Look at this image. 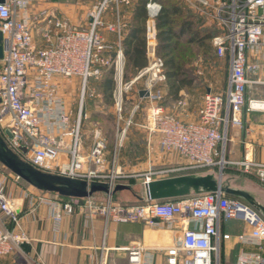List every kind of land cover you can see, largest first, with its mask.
Here are the masks:
<instances>
[{
    "label": "built area",
    "instance_id": "obj_1",
    "mask_svg": "<svg viewBox=\"0 0 264 264\" xmlns=\"http://www.w3.org/2000/svg\"><path fill=\"white\" fill-rule=\"evenodd\" d=\"M48 0H5L0 3V33L3 37V58L0 60V134L7 147L35 169L55 176L105 183L115 187L129 180L143 178V186L178 174L217 170L224 173L228 129H245L244 115L258 108L262 100L248 99L252 86L263 85L264 0H183L199 17L213 24L219 34L212 40L216 56L229 62L228 86L224 94L211 90L205 95L199 122H183L166 114L162 106V88L167 82L165 63L157 55V18L162 6L151 0L146 9V46L148 66L124 84L125 56L122 50L124 24L121 4L128 0H101L87 13L83 27L76 26L51 10H38ZM114 13L115 22L105 19ZM105 32L116 37L111 44ZM110 69L115 70L118 89L114 93L117 141L121 144L128 131L138 126L136 118L144 110L146 123L139 127L149 134H158V149L166 155H178L186 162L177 168L148 171L143 175L124 174L119 170L116 152L108 157V141L95 130L88 152L83 150L82 111L86 89ZM147 78L143 89L133 100L127 114L126 100L134 86ZM58 79L79 80L82 102L73 118L71 107L60 94ZM75 81V80H74ZM145 91L147 96L140 97ZM61 95V96H60ZM9 132L11 138H8ZM241 172L256 174L264 187V164L245 159L237 164ZM16 180L20 181L17 177ZM84 211L91 222L98 216L107 223H157L174 230L177 222L190 221L195 227L183 229L180 239L165 248L147 249L134 244L126 249L129 264L145 262L151 253L163 251L165 264H221L223 222H242L248 233L241 235L243 245L256 247L255 253H241L237 264H264V217L246 202L225 195L207 194L175 201L144 202L138 205L85 199L82 203L62 205L54 216L59 225L63 216ZM227 238V237H225ZM27 237L21 231L20 213L13 202L0 191V258L21 251ZM97 264H105L98 259Z\"/></svg>",
    "mask_w": 264,
    "mask_h": 264
},
{
    "label": "crops",
    "instance_id": "obj_2",
    "mask_svg": "<svg viewBox=\"0 0 264 264\" xmlns=\"http://www.w3.org/2000/svg\"><path fill=\"white\" fill-rule=\"evenodd\" d=\"M69 1L48 0L46 3L41 2L37 6V11L42 9L51 10L56 15L68 18L72 24L76 26L80 24V26L83 27L86 23L87 13L101 0H86V3H84V0ZM128 1L129 4L123 3L119 7L122 22L124 24L122 32L123 53V43L133 28V17L140 0ZM150 1L151 0H149L147 4ZM81 4L85 5L82 6ZM86 8L87 10L85 12H78ZM105 19L110 23H114V13L109 11ZM147 21L148 18L145 23V39ZM206 26L217 31L213 24L207 23ZM105 37L111 44L117 41L116 37L110 33L105 32ZM257 60L263 68L260 77L264 81V59L260 58ZM126 62L127 60L125 57V65ZM148 63L147 57V66ZM138 74H136L135 77ZM57 81L60 94L64 96L66 102H68L71 107L70 100L67 96L73 94V91H76L75 86L77 82L64 79H58ZM259 87L264 89V84L252 86L249 89V100L257 99L264 101L263 91L257 90ZM209 91L210 89H207L205 93H202L199 87L195 86L193 83L191 87L184 88L180 91L176 99L171 95L167 83V85L162 88L164 95L162 106L166 114L183 122H199V112L203 106L205 95ZM252 92H254L256 96L251 97L250 94ZM133 99L136 100L137 95ZM244 122L245 129L229 128L227 131L228 142L225 159L229 162V165L223 174L224 176L234 178L243 176L237 183L243 185L244 182L253 195L264 203V187L261 185L256 174H244L237 165L245 159L247 149L250 160H253L255 163L264 164V111L245 113ZM154 135L155 134L152 135L153 144L150 145L153 150L149 149V162L141 166L142 169L136 166V169L132 167L133 170L126 171V173L140 176L150 170H166L186 164V162L176 154L166 155L160 153L157 140L153 139ZM91 145L92 141L88 142L83 139V150L85 153L90 150ZM108 157L110 158L109 150ZM210 172L218 174L217 170H209L178 174L172 177ZM165 178L167 179L168 177ZM136 179L133 185L125 183L134 187L133 192L123 191L128 192L130 198L123 196L122 198L121 193L123 192L117 193L113 196V200L116 203L129 206L144 203L138 201L134 196V193L140 194L141 192V189H135V187H143V178L139 177ZM20 181L14 180L12 176L5 175L0 180V184L2 185L0 191L13 202L20 213L21 231L27 237V241L21 246V255L36 264H97L98 259L101 258L104 260L105 264H129L125 251L134 244H143L148 250L155 247L165 248L171 245L174 239L177 240L181 238L183 229L195 227L190 221H178L174 230L168 229L165 225L157 223V221L154 226L145 223L115 224L113 222L107 223L100 216L96 217L94 221L91 222L88 215L84 211L79 210H76L72 215L63 216L61 223L56 225L54 223V216L61 214L62 205L67 203L75 204L77 203V199L63 198L55 194L43 193L25 182ZM93 199L103 202L107 197L102 193H98ZM246 233H248V230L240 221L232 220L222 223L221 264H237L238 257L242 252L255 253L257 251L256 247L252 245H243L240 243L239 237ZM152 257L154 258L153 264H165V255L163 251L155 252L154 254L151 253V256L145 258V262L147 263L148 260L151 262Z\"/></svg>",
    "mask_w": 264,
    "mask_h": 264
},
{
    "label": "rangeland",
    "instance_id": "obj_3",
    "mask_svg": "<svg viewBox=\"0 0 264 264\" xmlns=\"http://www.w3.org/2000/svg\"><path fill=\"white\" fill-rule=\"evenodd\" d=\"M69 1V0H68ZM70 2V1H69ZM83 2V1H82ZM87 1L84 0V3ZM82 5V4H81ZM83 4L82 6H84ZM87 8L83 11L85 12ZM192 12V11H191ZM194 13V12H192ZM197 15L196 13H194ZM198 16V15H197ZM199 17V16H198ZM201 18V17H200ZM204 20V19H203ZM206 22V20H204ZM207 24V23H206ZM80 26V24H78ZM165 63V62H164ZM187 80H193L194 85L199 87L202 93H205L207 89H210L216 94H224L227 90V80L229 73V62L227 59H219L213 53L206 54L204 50L200 51L193 59V61L187 66ZM164 74H166V68H164ZM136 73L125 69L124 66V84L130 83V81L135 77ZM167 76V75H166ZM68 80V79H66ZM77 82L76 91L73 94L67 96L70 100L71 112L73 113V118L76 119L82 102V85L79 80L74 79ZM147 78H143L139 83H137L133 90H131L126 96V110L127 114L132 108L133 98H135L138 90L144 88ZM168 81L165 85H167ZM105 75L98 81H91L86 89L85 98L83 101V111H82V136L83 139L90 142L93 140L95 130H100L104 138L108 141L109 154L112 157L116 152L118 156V166L119 170L124 173L126 171H132L136 166L140 169L145 163L150 160L149 155V134L146 130L140 128V125L146 123V112L144 110L136 118V123L138 126L131 128L123 143L117 141V129L115 125L116 121V111L114 104V96L112 100L105 99ZM118 89V84L116 82V90ZM257 90H262L264 96V89L259 87ZM114 92V93H115ZM61 96V95H60ZM251 97L256 96L254 92L250 94ZM64 97V96H63ZM197 99V98H196ZM161 138L160 135L155 134L153 136L154 140ZM153 150V149H152ZM132 169V170H131ZM9 175L16 180V176L9 172L4 166L0 164V180L3 176ZM137 180V179H134ZM22 182V181H20ZM24 184V183H23ZM2 185L0 184V189ZM135 189H141L140 187H135ZM130 198L128 192L121 193V197ZM122 197V198H123ZM104 198V197H103ZM0 264H36L29 260L28 258L21 255L20 251H15L14 253L0 258Z\"/></svg>",
    "mask_w": 264,
    "mask_h": 264
},
{
    "label": "trees",
    "instance_id": "obj_4",
    "mask_svg": "<svg viewBox=\"0 0 264 264\" xmlns=\"http://www.w3.org/2000/svg\"><path fill=\"white\" fill-rule=\"evenodd\" d=\"M148 1H139L133 17V28L123 43L127 60L125 69L136 74L147 67L145 23ZM153 1L162 6L157 18V55L165 62L170 93L177 99L180 91L194 83L193 80H187V66L198 53L204 50L206 54L216 55L212 40L219 32L207 27L205 21L192 13L183 0ZM115 90V70L110 69L105 73V99L112 100ZM128 183L133 185L135 180H129Z\"/></svg>",
    "mask_w": 264,
    "mask_h": 264
},
{
    "label": "water",
    "instance_id": "obj_5",
    "mask_svg": "<svg viewBox=\"0 0 264 264\" xmlns=\"http://www.w3.org/2000/svg\"><path fill=\"white\" fill-rule=\"evenodd\" d=\"M1 4L5 0H0ZM3 58V37L0 33V60ZM148 93L142 91L141 97ZM8 138H11L9 132H6ZM0 164L9 172L14 174L20 180L40 192L55 194L63 198L77 200L93 199L98 193L104 194L107 198L115 194L128 191L133 192L134 187L127 184H118L111 187L105 183H88L83 180H74L43 173L30 164L21 160L17 155L9 150L5 139L0 134ZM240 178L224 176L223 173H204L184 175L167 179L155 180L141 188L140 194L134 196L140 202H163L175 201L192 196H201L207 194H220L240 199L264 217V203L259 201L255 195L244 184L239 185L237 181Z\"/></svg>",
    "mask_w": 264,
    "mask_h": 264
},
{
    "label": "bare ground",
    "instance_id": "obj_6",
    "mask_svg": "<svg viewBox=\"0 0 264 264\" xmlns=\"http://www.w3.org/2000/svg\"><path fill=\"white\" fill-rule=\"evenodd\" d=\"M258 108H264V103L258 104Z\"/></svg>",
    "mask_w": 264,
    "mask_h": 264
}]
</instances>
